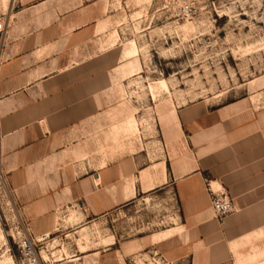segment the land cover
Masks as SVG:
<instances>
[{
  "label": "crops",
  "instance_id": "1",
  "mask_svg": "<svg viewBox=\"0 0 264 264\" xmlns=\"http://www.w3.org/2000/svg\"><path fill=\"white\" fill-rule=\"evenodd\" d=\"M110 8V0H0V19L16 21L0 33V173L25 232L78 233L91 214L162 189L179 221L137 240V251L154 246L168 264L264 263V105L189 104L177 111L164 159L145 165L140 150L91 172V124L117 103L122 52L107 46ZM207 183L228 193L233 214L216 217Z\"/></svg>",
  "mask_w": 264,
  "mask_h": 264
},
{
  "label": "rangeland",
  "instance_id": "2",
  "mask_svg": "<svg viewBox=\"0 0 264 264\" xmlns=\"http://www.w3.org/2000/svg\"><path fill=\"white\" fill-rule=\"evenodd\" d=\"M110 1L107 46L122 52L114 74L117 103L91 124L92 173L140 150L145 165L164 159L177 111L189 104L264 105V0ZM175 109L176 118L167 117ZM178 217L175 201L158 189L103 216L91 214L78 233L36 238L25 232L0 173V264H30L18 249L26 237L36 243L41 264H121L122 244L124 264H168L154 246L137 251L135 242L172 228ZM80 252L87 253L75 260Z\"/></svg>",
  "mask_w": 264,
  "mask_h": 264
},
{
  "label": "built area",
  "instance_id": "3",
  "mask_svg": "<svg viewBox=\"0 0 264 264\" xmlns=\"http://www.w3.org/2000/svg\"><path fill=\"white\" fill-rule=\"evenodd\" d=\"M5 17V18H4ZM0 19V33H5L8 28L16 25L15 16L7 14ZM207 189L211 198V205L216 217L220 220L233 214L235 206L233 200L223 189H214L211 183H207ZM18 249L24 259L30 264H41L36 254V243L29 238H24L18 243Z\"/></svg>",
  "mask_w": 264,
  "mask_h": 264
},
{
  "label": "bare ground",
  "instance_id": "4",
  "mask_svg": "<svg viewBox=\"0 0 264 264\" xmlns=\"http://www.w3.org/2000/svg\"><path fill=\"white\" fill-rule=\"evenodd\" d=\"M164 85H166V83L164 82Z\"/></svg>",
  "mask_w": 264,
  "mask_h": 264
}]
</instances>
